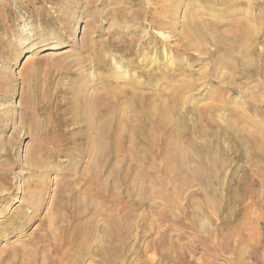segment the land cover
<instances>
[{"label":"rangeland","instance_id":"obj_1","mask_svg":"<svg viewBox=\"0 0 264 264\" xmlns=\"http://www.w3.org/2000/svg\"><path fill=\"white\" fill-rule=\"evenodd\" d=\"M162 1L164 0H0V251L7 244H21L30 237L34 238L31 243L35 244H30L29 247L47 248L55 257L68 247L61 242L70 238L66 232L75 222L71 221L69 212L64 209L62 212L65 218L57 220V209L53 208L55 195L59 189L66 196L72 193V183L81 179L71 182H65V179L72 177L71 174L74 173L84 176L82 171L91 157V149L86 148L83 130L85 123L72 122L75 119L70 110L72 88L78 77L92 83L91 90L95 86L102 87L106 84L102 77L112 71L106 67L100 68L96 58L94 59V53L82 49L81 45L88 40H101L103 58L109 62L116 58L124 66L119 72H130V75H125L127 80L133 79L139 83L147 80L146 75L136 71V67L126 65L127 60L135 56L129 53L132 43L133 49L142 53L139 57L136 56V61L140 65H154L153 77L157 75V88L164 84L163 77L158 73H162L166 66L172 70L179 68L182 60L191 64L190 69L194 71H206V76L199 82L202 87L210 85L213 78L212 60H199L196 53L191 52V56L189 50L186 53L180 49L178 44L183 43L179 40V35H175L172 28L165 29V26L172 21L176 31L180 32L189 11L188 6L194 7L202 16H206L209 9L214 17L222 15L221 8L224 6L207 0H169L163 6L174 9V13L172 17H168L164 16L166 10L163 6L157 7V3ZM256 1L241 0L242 18L250 15L254 17L258 6L264 7V0ZM254 19L251 22L256 24ZM168 35L169 40L173 41L166 39ZM169 62L174 65L173 68L168 66ZM111 65L115 66V63ZM230 71L232 70L229 69L228 72ZM242 81L246 88L250 86L249 90L257 82L255 78ZM202 87L200 86L199 92ZM208 87L211 88V85ZM258 88H254L252 93L259 94L264 90L263 85ZM192 92L193 97L200 96L197 90ZM223 92L226 90L217 88L213 95ZM238 93L237 90L233 91L234 96ZM228 94L227 91L226 95ZM205 99L206 97L200 102L214 101L212 96ZM252 102L243 101L242 110L247 117L264 126V97L260 102ZM226 109L221 115L223 118L220 117L223 121L230 118L229 108ZM154 137L152 161L158 175L163 177V182L151 184L158 194L140 210L150 220L147 216L145 224L143 219L137 220V225L140 226H136L126 244L127 264H264L262 163L257 165L258 168L253 165L240 171L257 176L256 182L250 185L251 188L237 181L236 173L230 166L223 170L217 166L220 175L218 183L215 182L218 189L215 193L210 192L200 179L182 188L166 172L162 137L156 132ZM79 147H85L84 150L80 149L81 155L76 154ZM109 157L106 154L104 158L107 160L104 159L102 163L105 165L102 167L103 178L107 175L105 169L108 168ZM38 160L46 165L36 167L34 162ZM193 162L202 173L205 172L202 163L195 158ZM83 182L81 180L76 184L78 192L83 188ZM259 187L260 190L263 188L262 193L258 190ZM239 190L245 193L243 200L234 198V193ZM66 196L64 197L67 198ZM197 203L198 206H195ZM194 210L199 216L196 220H193ZM103 211L101 209L96 217L92 249L104 246L102 240L105 238L102 237L104 228L109 223ZM50 231L57 232L54 240ZM99 236H102L101 239ZM93 256L87 257L84 264H102L99 262V255Z\"/></svg>","mask_w":264,"mask_h":264},{"label":"bare ground","instance_id":"obj_2","mask_svg":"<svg viewBox=\"0 0 264 264\" xmlns=\"http://www.w3.org/2000/svg\"><path fill=\"white\" fill-rule=\"evenodd\" d=\"M167 1L169 0L157 3V7L159 5L162 7ZM207 1L217 3L219 6L223 5L222 15L214 17L208 9L207 17L202 16L203 14L199 15L194 7L188 6L189 13L187 12L185 16L183 29L177 32L172 21L165 26V29L172 28L175 31L173 33L179 35V40L183 44L177 46L185 52L190 51L186 53L191 56V52L196 53L199 60H207V58L212 60L214 63L211 69L213 78L210 80L212 90L208 87L210 85L202 87L199 82L206 76V71L190 69L191 64L185 63L186 60H179L180 67L173 70L167 69L166 63V68L163 67L164 71L158 73L160 77H163L164 84L157 88L155 82L157 75L153 77L154 65H140V62L136 61L142 53L133 49L134 44L131 43L129 53L135 56H131L126 65L136 67L138 69L134 68L136 71L146 75L147 80L142 83L133 79L127 80L125 75H130V72H119L124 69V66L116 58L113 59L115 66L111 65L113 62L110 61V63L103 58L101 40H88L83 46L81 45L82 49L94 53V59L96 58L100 68L106 67L112 71L105 73L106 75L102 77L106 83L102 87L95 86L91 90L92 83L78 77L72 88L70 110L75 115L72 122L85 123L83 130L86 148L91 149V157L89 156L90 159L82 171L84 176L78 174L77 176L74 173L71 174L72 177L65 179V182L81 179L84 181L83 188L79 192L76 189V184L80 180L72 183L74 187H71L72 193L69 196L60 189L55 195L56 201L53 208L57 209V220L65 218L62 212L64 209L69 212L71 221L75 222L74 226L66 232L70 238L61 242L68 247L64 246L66 249L64 248L59 256L55 257L47 248L29 247L30 244H35L31 243L34 238L30 237L21 244H7L0 251V264H84L87 257L93 258L96 254L99 255V262L102 264H127L126 244L131 239L136 226H140L137 225V220L143 219L145 224L147 216L144 213L142 215L140 210L144 209L147 202L154 200L158 194L151 184L163 182V177L158 175L152 161L155 132L160 134L164 143L166 172L171 180L178 181V187L183 188L200 179L210 192L215 193L218 190L215 182L218 183L217 178L220 175L219 169H216L217 166L221 170L230 166L235 171V178L239 183L250 186L256 182L257 176H250L240 171L253 165L257 167L259 163L264 166V126L244 114L242 103L245 100H252V103L260 102L264 97V90L261 93H259L260 90L257 91L259 94L252 93L258 86L263 85L264 88V7L258 6L254 17L246 15L248 18H242L241 0ZM164 9L166 10H164V16H173L174 9L165 7ZM252 18H255L253 22L256 24L251 22ZM169 38V35L166 36V39L169 40ZM171 41L173 40L170 39L169 42ZM145 42L142 43L145 44ZM138 48L141 50V47ZM179 54L182 55L181 52ZM173 66L171 65L172 68ZM229 69L232 71L228 72ZM250 78H255L257 81L255 86H251L252 90H249L250 86L246 88L242 81ZM200 86L203 89L201 88L199 92ZM217 88L226 90L229 94L226 95V92H223L213 95ZM196 90L200 96L193 97L192 91ZM234 90L239 91L238 95L234 96ZM208 96L210 98L212 96L214 101L200 102ZM226 108H229L230 118L223 121L220 117L226 112ZM84 148L76 149L78 151L76 154L81 155L80 149L84 150ZM106 154L110 157L108 168L105 167L107 175L103 178L102 167L105 165L102 163L107 160L104 158ZM194 158L203 164L206 169L204 173L199 166L195 165L196 163L194 164ZM34 163L38 168L46 165L40 160ZM258 190L261 191L260 187ZM263 196L264 194L262 199H264ZM244 197L243 191L234 193L235 200H243ZM195 206H198V203ZM248 207L251 208V206ZM101 209H104L103 214L108 219L109 225L104 228V235L101 236L105 238L102 240L104 246L92 249L91 245L95 239L93 228L96 226V217ZM51 213L49 215L54 217ZM192 215L193 220L199 217L195 210ZM53 217L50 218L54 219ZM254 217L257 220L256 214ZM147 219L150 220L148 216ZM251 219L253 221V218ZM56 233L50 231L52 239L56 237Z\"/></svg>","mask_w":264,"mask_h":264}]
</instances>
